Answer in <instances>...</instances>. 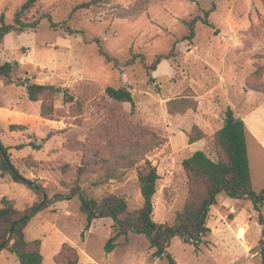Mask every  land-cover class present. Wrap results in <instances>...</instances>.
Returning a JSON list of instances; mask_svg holds the SVG:
<instances>
[{"label": "rangeland", "instance_id": "rangeland-1", "mask_svg": "<svg viewBox=\"0 0 264 264\" xmlns=\"http://www.w3.org/2000/svg\"><path fill=\"white\" fill-rule=\"evenodd\" d=\"M24 1L0 0L5 23L13 22ZM84 1L90 0H38L29 17L49 13L57 29L43 19L36 28L12 31L0 41V63L18 62L10 77L0 75L5 155L21 176L45 188L48 198L68 193L78 178L89 197L100 200L114 193L123 196L130 209L142 205L137 169L147 159L160 176L153 219L172 224L188 192L182 160L196 150L215 157L211 137L224 125L227 108L232 107L236 117L237 112L253 110L258 118L264 115V0H149L144 5L141 0H108L77 7ZM213 3L208 16L213 26L197 21L188 39L189 22ZM125 10L130 14L122 17ZM65 25L74 32L68 33ZM95 38L120 67L104 61ZM160 54L168 57L151 70V80L145 66ZM133 56V62L125 63ZM25 78L67 88L81 108L58 93L52 99V118L41 117V100L30 101L25 87L15 83ZM107 86L127 87L134 108L108 97ZM11 124L25 128L10 131ZM49 132L52 135L42 140ZM190 135L204 137L189 143ZM246 140L252 185L258 192L264 188V151L247 133ZM122 155L132 166L121 167L120 178L101 183L100 166ZM83 162L91 165L78 176ZM3 195L18 209L39 200L9 174L0 175V198ZM79 205L77 196L53 202L36 211L24 228L27 240H41L42 264H55L64 243L76 248L78 264H166L152 255L142 234L129 233L126 241L120 237L106 253L112 220L95 219L85 229ZM207 225L211 232L199 247L173 238L167 250L178 264H262L264 203L256 211L249 200L218 194ZM0 264L20 262L3 249Z\"/></svg>", "mask_w": 264, "mask_h": 264}, {"label": "trees", "instance_id": "trees-1", "mask_svg": "<svg viewBox=\"0 0 264 264\" xmlns=\"http://www.w3.org/2000/svg\"><path fill=\"white\" fill-rule=\"evenodd\" d=\"M37 1L26 0L18 6L11 24L5 23L4 15H0V41L12 31L22 33L25 29L36 28L43 19L48 20L51 28L57 29L58 23L53 21L49 13L29 17V12ZM107 1H84L77 7L88 8L91 5L90 3L97 4ZM148 1L141 0L139 3L144 5ZM214 5L213 3L210 9L204 11L203 16H196L189 22L188 39L194 36L197 21H201L207 26H213L209 22L208 16ZM125 11L128 12H123L122 17L130 14L129 10ZM64 28L68 33L74 32L69 25H65ZM92 41L97 43L98 52L106 63H111L115 68L121 66L116 58L111 57L103 50L99 39L95 38ZM167 57V55L160 54L151 65L145 66L151 80L153 79L151 78V70H154L156 65ZM134 59L133 56L125 63L133 62ZM17 65V61L0 63V75L10 77ZM15 83L25 87L30 101L41 100L39 114L44 118L50 119L54 114L52 104L54 95L62 93L63 101L67 103L75 100L69 90L64 87L34 83L29 78L16 79ZM252 90L262 92V90L256 88ZM105 93L113 100L129 103L131 108L135 106L133 95L125 86L117 88L107 86ZM75 104L79 109L81 108V103L77 100H75ZM226 114V124L224 123L211 137L215 157H210L203 150H196L189 157L182 160V167L187 177L188 192L183 208L176 213L172 224L156 222L153 219V196L156 193L157 180L160 176L156 166L152 165L147 159L145 164L137 169L138 186L143 199L142 205L139 208L130 209L127 200L123 196L114 193H107L100 200L89 197L85 189L77 183L80 181L78 178H76V183L68 193H55L51 198H48L45 188L36 184L29 185L26 182L28 180H21L23 176L20 175L12 161L5 158L1 153L0 175L4 177L9 174L15 182L24 183L39 196V200L28 208L18 209L13 199L7 198L5 195L0 198V251L6 249L14 254L20 264H42L41 240L29 241L25 238L24 228L34 215H29V212L42 201V194L46 195V201L41 208L53 202L69 200L77 196L80 210L86 216L85 229H89L95 219L108 217L112 220L113 233L105 243L106 253L111 252L119 244L118 239L120 237L124 236L126 241L129 233L142 234L148 240V247L152 250L151 253L154 257L165 259L166 264H178L167 250L171 241L174 237H179L184 243L192 244L195 247L205 243V237L211 232L210 227L207 225V218L210 208L217 204L218 194L233 199L249 200L256 211H259L260 205L264 203V188L257 192L252 185L246 143V125L242 118L234 115L231 108H227ZM228 120H231V122H228ZM23 128L25 126L20 124L9 125L10 131ZM51 135L52 132H49L42 140H47ZM203 137L204 135H190L188 141L193 143ZM31 145L34 148L40 147V144L32 143ZM6 149V147H3L5 154ZM89 165H91V162H83L76 170L78 176L82 175ZM129 166H132V162L126 155L115 156L112 160H108L104 167L100 166L102 167L101 183L120 178L122 174L121 167ZM259 253L262 264H264V241L261 243ZM60 257L62 260H59ZM54 261L55 264H78L79 254L76 248L64 243Z\"/></svg>", "mask_w": 264, "mask_h": 264}, {"label": "crops", "instance_id": "crops-1", "mask_svg": "<svg viewBox=\"0 0 264 264\" xmlns=\"http://www.w3.org/2000/svg\"><path fill=\"white\" fill-rule=\"evenodd\" d=\"M236 114L240 118L243 119L246 125L247 134L250 135L251 138L255 140L256 143L259 145V147L264 151V128H262V126H264L262 124L264 115H260V117L258 118L255 110L251 111L250 113H246V114H239L238 112ZM246 143H247V140H246ZM247 149H248V144H247Z\"/></svg>", "mask_w": 264, "mask_h": 264}, {"label": "water", "instance_id": "water-1", "mask_svg": "<svg viewBox=\"0 0 264 264\" xmlns=\"http://www.w3.org/2000/svg\"><path fill=\"white\" fill-rule=\"evenodd\" d=\"M228 122H231V120H228ZM226 124V123H225ZM0 152L2 153V155L5 157V158H7L6 157V155H5V153H4V151H3V145H2V143L0 142ZM21 180H23V181H26V179L24 178V177H21ZM27 182V184H29V185H32V182L31 181H26ZM46 201V195L45 194H42V201L38 204V205H36L30 212H29V215H32V214H34L37 210H39L40 208H41V206L44 204V202Z\"/></svg>", "mask_w": 264, "mask_h": 264}]
</instances>
